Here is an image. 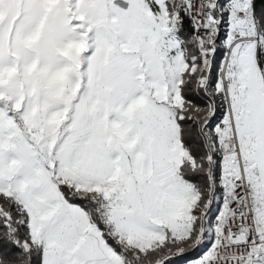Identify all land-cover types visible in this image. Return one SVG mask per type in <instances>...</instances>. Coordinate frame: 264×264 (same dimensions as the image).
I'll list each match as a JSON object with an SVG mask.
<instances>
[{
  "label": "snow or ice",
  "instance_id": "obj_1",
  "mask_svg": "<svg viewBox=\"0 0 264 264\" xmlns=\"http://www.w3.org/2000/svg\"><path fill=\"white\" fill-rule=\"evenodd\" d=\"M0 264H264V0H0Z\"/></svg>",
  "mask_w": 264,
  "mask_h": 264
}]
</instances>
